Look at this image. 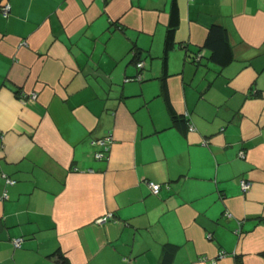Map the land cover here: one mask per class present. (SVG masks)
<instances>
[{"label":"crops","instance_id":"crops-1","mask_svg":"<svg viewBox=\"0 0 264 264\" xmlns=\"http://www.w3.org/2000/svg\"><path fill=\"white\" fill-rule=\"evenodd\" d=\"M57 254L264 264V0H0V264Z\"/></svg>","mask_w":264,"mask_h":264},{"label":"built area","instance_id":"built-area-1","mask_svg":"<svg viewBox=\"0 0 264 264\" xmlns=\"http://www.w3.org/2000/svg\"><path fill=\"white\" fill-rule=\"evenodd\" d=\"M2 12H3V15L6 17L9 13V10H10V4L9 3H5L2 7ZM136 67L138 69V73L134 76L133 79L131 80H136V81H141L143 79V75H142V72L141 70L143 69V63L142 62H138L136 63ZM21 99L22 100H28V99H31V100H34L36 99V94L35 93H30V94H22L21 95ZM98 147L101 148L100 151H97L95 153V157L97 159H102L104 157V153L109 149V145H110V137H107V138H104V139H99V140H96L94 142ZM103 149V151H102ZM104 152V153H103ZM6 182L8 184H13L14 183V180H11V179H6ZM241 189L243 191H246L250 188L251 186V182L249 181H241ZM148 187L150 188V190L154 193V194H157L160 190V185L159 184H156V183H152V182H148ZM110 214L107 215V217L101 219L102 221L103 220H106L107 218H110ZM23 239L22 238H15V239H12V244L15 248H19L21 246V243H22Z\"/></svg>","mask_w":264,"mask_h":264},{"label":"trees","instance_id":"trees-1","mask_svg":"<svg viewBox=\"0 0 264 264\" xmlns=\"http://www.w3.org/2000/svg\"><path fill=\"white\" fill-rule=\"evenodd\" d=\"M173 29L169 30L168 37L171 38ZM205 46L212 51V58L220 63L227 64L230 60L229 45L227 41V35L225 30L218 26L211 27ZM57 258L60 264H69L67 259L61 255L57 254Z\"/></svg>","mask_w":264,"mask_h":264}]
</instances>
